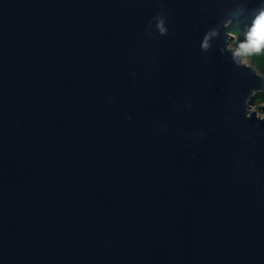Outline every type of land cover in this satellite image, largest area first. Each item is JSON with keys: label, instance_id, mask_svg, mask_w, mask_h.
<instances>
[{"label": "water", "instance_id": "1", "mask_svg": "<svg viewBox=\"0 0 264 264\" xmlns=\"http://www.w3.org/2000/svg\"><path fill=\"white\" fill-rule=\"evenodd\" d=\"M262 10L0 0V264H264Z\"/></svg>", "mask_w": 264, "mask_h": 264}, {"label": "clouds", "instance_id": "2", "mask_svg": "<svg viewBox=\"0 0 264 264\" xmlns=\"http://www.w3.org/2000/svg\"><path fill=\"white\" fill-rule=\"evenodd\" d=\"M156 27L161 35L166 32L162 19L158 20ZM215 34L214 31L205 34L202 48L207 49L209 36ZM262 49H264V11H260L259 14L256 15L252 27L245 33V40L238 44L236 50L232 52V55L237 63L236 58L243 55L262 54ZM247 118H251V116L249 115ZM259 118L264 120V117L259 116Z\"/></svg>", "mask_w": 264, "mask_h": 264}, {"label": "trees", "instance_id": "3", "mask_svg": "<svg viewBox=\"0 0 264 264\" xmlns=\"http://www.w3.org/2000/svg\"><path fill=\"white\" fill-rule=\"evenodd\" d=\"M264 11V10H262ZM255 14H247L242 16L240 19L232 20L227 27L228 32L231 34H237L239 43L245 40V33L252 27L253 21L255 20ZM262 54L255 55H244L252 65H254L258 71L264 74V49L261 50ZM264 103V92L256 93L251 99L250 104L258 105Z\"/></svg>", "mask_w": 264, "mask_h": 264}, {"label": "rangeland", "instance_id": "4", "mask_svg": "<svg viewBox=\"0 0 264 264\" xmlns=\"http://www.w3.org/2000/svg\"><path fill=\"white\" fill-rule=\"evenodd\" d=\"M231 35H232V39L230 40L228 46H229V48H231L232 50L235 51L237 46H238V44H239L238 36H237V34H231ZM243 59H244L245 62H250L245 56H244ZM250 105H251V109L252 110L257 111L260 114V111L258 110L256 105H252V104H250Z\"/></svg>", "mask_w": 264, "mask_h": 264}]
</instances>
